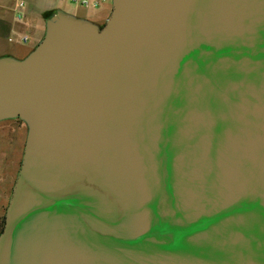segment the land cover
Returning a JSON list of instances; mask_svg holds the SVG:
<instances>
[{"label": "water", "instance_id": "obj_1", "mask_svg": "<svg viewBox=\"0 0 264 264\" xmlns=\"http://www.w3.org/2000/svg\"><path fill=\"white\" fill-rule=\"evenodd\" d=\"M28 131L0 264H264V0H112L0 60Z\"/></svg>", "mask_w": 264, "mask_h": 264}, {"label": "crops", "instance_id": "obj_2", "mask_svg": "<svg viewBox=\"0 0 264 264\" xmlns=\"http://www.w3.org/2000/svg\"><path fill=\"white\" fill-rule=\"evenodd\" d=\"M88 1H97L98 5L83 6L71 0H0V60L24 61L45 39L52 15L62 14L100 28L109 17L112 4L104 5L109 0ZM19 13L23 14L20 19ZM24 36L27 40L23 42ZM3 120L14 119L0 122Z\"/></svg>", "mask_w": 264, "mask_h": 264}, {"label": "rangeland", "instance_id": "obj_3", "mask_svg": "<svg viewBox=\"0 0 264 264\" xmlns=\"http://www.w3.org/2000/svg\"><path fill=\"white\" fill-rule=\"evenodd\" d=\"M112 1L104 3L109 5ZM71 5L70 2H67ZM0 122V231L8 200L19 170L27 127L18 118Z\"/></svg>", "mask_w": 264, "mask_h": 264}, {"label": "built area", "instance_id": "obj_4", "mask_svg": "<svg viewBox=\"0 0 264 264\" xmlns=\"http://www.w3.org/2000/svg\"><path fill=\"white\" fill-rule=\"evenodd\" d=\"M73 2H76V3H79L80 5H83V6H87V5H90V6H93V7H96L98 5V2L97 1H88V0H71ZM99 1H103V0H99ZM22 13H19L17 15V18L20 19L22 17ZM27 38L24 36L22 37V41H26Z\"/></svg>", "mask_w": 264, "mask_h": 264}, {"label": "flooded vegetation", "instance_id": "obj_5", "mask_svg": "<svg viewBox=\"0 0 264 264\" xmlns=\"http://www.w3.org/2000/svg\"><path fill=\"white\" fill-rule=\"evenodd\" d=\"M103 26V24L100 25V28Z\"/></svg>", "mask_w": 264, "mask_h": 264}]
</instances>
